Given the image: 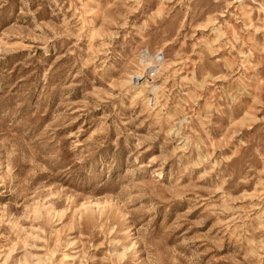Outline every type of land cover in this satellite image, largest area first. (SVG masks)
I'll return each mask as SVG.
<instances>
[{
	"label": "rangeland",
	"instance_id": "374dc122",
	"mask_svg": "<svg viewBox=\"0 0 264 264\" xmlns=\"http://www.w3.org/2000/svg\"><path fill=\"white\" fill-rule=\"evenodd\" d=\"M0 264H264V0H0Z\"/></svg>",
	"mask_w": 264,
	"mask_h": 264
}]
</instances>
